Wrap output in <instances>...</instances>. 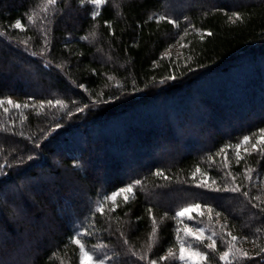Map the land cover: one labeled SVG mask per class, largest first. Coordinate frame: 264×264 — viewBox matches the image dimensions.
I'll list each match as a JSON object with an SVG mask.
<instances>
[{
  "label": "trees",
  "instance_id": "16d2710c",
  "mask_svg": "<svg viewBox=\"0 0 264 264\" xmlns=\"http://www.w3.org/2000/svg\"><path fill=\"white\" fill-rule=\"evenodd\" d=\"M44 6L0 0V99L29 104L0 107V264H79L72 239L85 229L81 241L109 264H178L159 257L177 249L176 212L195 204L257 242L239 264H264V201L223 190L228 172L244 192L245 169L264 173V142L243 159L234 150L264 129V0H108L95 19L80 0L46 16ZM197 167L221 191L197 187ZM137 179L112 211L104 198ZM223 249L202 251L222 264Z\"/></svg>",
  "mask_w": 264,
  "mask_h": 264
},
{
  "label": "snow or ice",
  "instance_id": "6c2138e0",
  "mask_svg": "<svg viewBox=\"0 0 264 264\" xmlns=\"http://www.w3.org/2000/svg\"><path fill=\"white\" fill-rule=\"evenodd\" d=\"M108 2V0H80V5L81 7H83L85 4L91 5L93 8H95L96 10L93 11L91 13L92 18L95 19L97 16H99L100 12H99V8L100 6H103L104 4H106ZM58 4V0H45V6L42 8V11L45 13V16L48 13V10L50 7H55ZM232 16L235 17L236 21H239L242 19L241 15L239 13H232ZM29 21H33L34 18L33 16H29L28 17ZM156 20L159 21H167V23L172 24L174 26L177 25V21L167 17V16H158L156 17ZM12 28L15 29H20V30H25L24 25L21 23L20 20H17L13 25H11ZM0 35H3V33H0ZM208 35H211V33H208ZM47 36V33H45V37ZM82 39H88L87 36L82 37ZM20 43L24 44L25 46H27V41H20ZM45 43V47H47V39H45L44 41ZM33 55H35L36 53H32ZM41 56L45 55V53L42 51L40 53ZM49 66H52V61L48 60L47 63L44 64V67L47 68ZM56 68L63 70V65L57 64L55 65ZM171 79H175V76H172ZM161 83H163V81H161ZM10 105L15 109H20L21 107L23 108H28L29 104L28 103H24L23 105H21L20 103L15 102L12 99H0V107L3 108V111L5 113H7L9 111V109L7 107H4V105ZM47 104L49 106L55 107L56 105H60L61 107H65L64 102L57 100L55 101V103L52 100L47 101ZM35 106V105H33ZM39 108L40 110H43L44 108V104L40 103L39 104ZM80 111H84V108H81ZM59 127V126H58ZM262 133H264V129L260 130ZM250 137L249 136H245L243 138V143L244 144H248L250 141ZM261 140H264V135L261 136ZM260 141H257L256 143L252 144L253 148H257V144H259ZM36 147H39V145L37 144ZM237 156L239 157V159H243V157L239 156V148L240 145L237 144ZM221 151H224L223 149ZM216 155H219V153H217ZM262 155H264V153H262ZM34 157L33 156H28V160L31 161L33 160ZM209 159L211 160L212 158L209 157ZM227 160V156L225 155V161ZM21 163H23V161H21ZM225 166H227L225 164ZM253 170L251 168H247L245 169V172L248 173L247 175V179L249 181H251L253 179V177L251 176V172ZM201 169L199 167H197L195 169V172L192 175V179L196 178V174L200 173ZM153 175L157 176V177H163L165 180H167L169 177H167L166 175H164V173L160 170H157L156 172L153 173ZM227 176H232L231 172L226 173ZM203 176L205 177L204 179H202L200 181V183H198L196 186L197 187H205V188H209L211 190L214 191H221V188L219 186L215 187L214 189L211 187L212 184H216L215 180L211 181V184H209L208 181V174L207 173H203ZM233 181L235 180V177L232 176ZM144 182L143 180L137 179L135 180L134 184H129L123 188H120L118 191H114L111 193L110 196H106L104 199L105 201L107 200H111L113 201V208L111 209L112 211H115V208L117 207V205L115 204L116 198L118 196H123L124 201L127 203L129 201V194H131L133 197L135 196V191L134 188L136 186L142 185ZM224 191H231V192H240L241 189L238 185L228 188V187H224L223 188ZM21 195H23V193H21ZM243 195L245 197H248V192H243ZM255 199L259 200V197H255ZM201 205L200 204H195L189 207H185L184 209L176 212V216L177 217H185L187 216L188 220H193V216H192V212L196 211L198 212L199 215H203V212H199V210L201 209ZM207 207V212L209 214H211L214 209L210 206H206ZM253 207H258V205L254 204ZM262 212H264V208L260 209ZM97 211L100 213H103V208L102 207H98ZM149 213L152 212V209L149 208L148 209ZM221 215V213L217 212L216 216L219 217ZM209 219H211V215H209ZM152 224H153V231L151 233L152 237L156 236V228L155 225L157 224L156 219L153 217L152 219ZM179 231V230H178ZM183 231L185 232L186 236H190L192 237L194 240H196L197 242H199L200 244H203V247L206 249H209L211 251H215L216 250V240L213 238L216 233H212V236L209 237H205L204 233H205V229L203 227H191L188 226L187 224L184 226ZM87 234V229L84 230V232H77L76 237L72 239V243L75 245L79 246V257H78V261L79 264H106V261L103 257H97L93 252H90L88 250H86V245L85 243L81 242L82 237ZM229 235H231V233H229ZM208 239L211 242L204 244V240ZM238 238L236 236H231V240L232 241H236ZM245 239H248L247 237H245ZM127 242V241H126ZM253 243H255V241L253 240ZM97 250L102 249L103 247H105V245H95ZM233 249H235V253L233 252ZM261 252H264V248L261 249ZM236 253H239V256L245 257V258H250V254L247 251H241V249L237 248L236 245L230 244L229 248L227 251H223L222 253H220L219 255V260L220 261H224L225 264H233L232 260L229 259L230 256L233 257V259H236ZM133 257H136L137 259L144 261L147 259L146 255H140L137 256V254L135 252L132 253ZM174 258V259H178L179 261L183 262V264H209V254L208 252L205 251H200L196 248H193L191 246V244H188L186 246L185 242H181L179 245V255L177 256V254L171 249L169 248L168 250V254L166 256H160L159 259L161 261L163 260H168L169 258ZM110 259V257H109ZM149 264H157V260L156 259H152Z\"/></svg>",
  "mask_w": 264,
  "mask_h": 264
},
{
  "label": "rangeland",
  "instance_id": "374dc122",
  "mask_svg": "<svg viewBox=\"0 0 264 264\" xmlns=\"http://www.w3.org/2000/svg\"><path fill=\"white\" fill-rule=\"evenodd\" d=\"M178 7H179L178 4H175L173 7L169 8V6H168L167 8L169 10L173 11V13H174V12L179 11ZM172 8H174V10ZM262 135H264V133H261L259 138H257L258 140H256V141H253L250 139L248 144H244V143L240 144L239 153H247V152H251L253 150H256L259 147V145L264 142V140H261ZM257 141H260V143L257 144V148H253L252 144L256 143ZM234 150H236L235 152L237 153V148H235ZM250 174L253 177V179L251 181L247 180L248 183L246 184V187H245V188H247V190H245V191L248 192V194H254L256 197L258 196L260 201H264V173H262V175L261 174L257 175V173L253 174V172H251ZM196 178L198 179V181H201L205 177L203 176V173H199ZM207 178H208L209 184H211L212 180L210 179V177H207ZM239 178H240V176L236 177V183L239 182V180H238ZM234 181H233L232 176H231L229 178L227 187L231 188V187L236 186V184H234ZM217 185H218V182L216 181V184H212L211 187L215 188V187H217ZM241 186L244 187V185H240L241 191L244 192V188H241ZM119 197H123V196H118L117 198H119ZM117 198H116V200H117ZM200 205L202 207L199 210V212H203V215H199L198 212L194 211V212H192V216L194 218L193 220H188L187 216L179 217V229H178L179 231H178V233L180 235H179V239H177L178 240V242H177L178 246H177V249H173V251L177 254V256L179 255V245L182 241L185 242L186 246L188 244H191V246L193 248H196L200 251H202L204 249L203 244H200L199 242H197L196 240H194L190 236H186L185 232L183 231V228L186 224L188 226H191V227H203L206 230L204 233L205 237L212 236V233H216V235L213 238L216 240V242L221 241L223 243V246H224L223 250L224 251H227L230 244L234 243L237 248L241 249V251L249 252L250 257H252L254 255V253L259 249L258 248L259 245L257 244V242L254 240L255 243H253V239H250V238L245 239V237H237L236 236L238 239L236 241H232L231 236H235V234H233V232L231 230L227 229L226 223L223 221L224 220L223 215L221 214L219 217L216 216V213L220 212V211L214 210L211 214H209L207 212V207H206L209 205H202V204H200ZM190 206H192V205H190ZM187 207H189V206H187ZM210 207H212V206H210ZM212 208L214 209V207H212ZM209 215H211V219H209ZM229 233H231V235H229ZM210 242L211 241L208 239L204 240V244H207ZM82 243H84V242H82ZM86 250L93 252L92 249L89 250L87 246H86ZM233 252L235 253V249H233ZM236 257H237L236 259H233L232 256L229 257V259L232 260L233 264H239L242 260L246 259L245 257L239 256V253H236ZM169 259L178 262V264H183V262L179 261L178 259H174L171 257ZM221 262H222V264H225L224 261H221ZM106 264H109V263H107V261H106Z\"/></svg>",
  "mask_w": 264,
  "mask_h": 264
}]
</instances>
